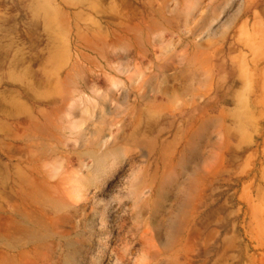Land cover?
Masks as SVG:
<instances>
[{
  "label": "rangeland",
  "instance_id": "374dc122",
  "mask_svg": "<svg viewBox=\"0 0 264 264\" xmlns=\"http://www.w3.org/2000/svg\"><path fill=\"white\" fill-rule=\"evenodd\" d=\"M0 264H264V0H0Z\"/></svg>",
  "mask_w": 264,
  "mask_h": 264
},
{
  "label": "crops",
  "instance_id": "0c3cea01",
  "mask_svg": "<svg viewBox=\"0 0 264 264\" xmlns=\"http://www.w3.org/2000/svg\"><path fill=\"white\" fill-rule=\"evenodd\" d=\"M255 22H256V23L258 22V23L261 24V26H262V22H261V21H255ZM255 22H254V23H255Z\"/></svg>",
  "mask_w": 264,
  "mask_h": 264
}]
</instances>
